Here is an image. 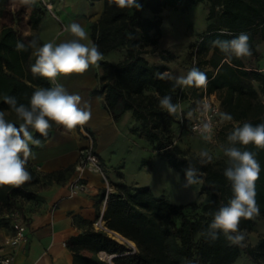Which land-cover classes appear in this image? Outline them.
I'll use <instances>...</instances> for the list:
<instances>
[{"label": "trees", "instance_id": "obj_1", "mask_svg": "<svg viewBox=\"0 0 264 264\" xmlns=\"http://www.w3.org/2000/svg\"><path fill=\"white\" fill-rule=\"evenodd\" d=\"M8 1L0 0V16ZM139 3L140 10L120 9L110 0H104L103 13L91 27L93 43L103 54L113 50L125 53L117 63L108 59L99 61L103 72L97 90L105 93L110 110L119 102L123 103L124 109L132 110L136 119L141 121L134 130L150 140L154 148L169 150L167 155L172 166L181 169L191 164L198 169L202 174V192L207 193V198L201 202L175 203L165 195L155 194L150 186L129 187L119 183L118 192L109 195L104 218L110 228L134 241L136 249L106 232L89 228L71 238L75 264H112L98 255L100 250L115 254V264H232L243 251L256 264H264V234L255 244L244 243L243 247L231 244L222 234L215 241L201 235L208 228L213 213L227 206L232 198L231 184L223 175L228 158L224 155L201 164L199 156L180 158L170 150L173 145L171 125L181 123V119L177 113L169 114L161 108L159 100L168 95L177 104L184 93L179 87H173V81L160 78L166 73V65L154 64L145 55L163 32L165 8L186 10L192 4L210 5L208 28L190 46L191 67L204 72L208 82L205 87H193L192 93L195 97L205 91L216 93L223 113L231 114L232 121L238 122L228 124L220 134L221 146H227V135L234 127L245 122L254 126L264 123V100L261 98L264 70L261 67L248 68L243 58L234 56L226 62L224 54L212 42L247 33L252 54L256 53L257 39L264 40V0H139ZM37 22L38 19L33 18V23ZM18 41L24 43L27 50L18 51ZM28 45L29 41L14 26L0 25V110L5 111L6 118L17 127L22 121L4 102V97L13 96L19 103L27 105L33 91L52 87L48 79L31 72L35 56L34 49ZM165 52L164 59L172 58ZM185 124L188 123L185 121L181 125ZM56 126L52 123L50 129ZM50 129L46 136L35 132L33 135L41 142L45 141ZM242 150L255 152L262 169L256 181L260 212L252 219L241 220L239 228L243 232L252 229L258 216L264 217V149L248 145ZM26 167L31 173V181L19 186L0 187V227L10 225L13 210H19L24 221L27 220L24 201L34 196V186L41 177L31 165ZM67 170L72 171L71 168Z\"/></svg>", "mask_w": 264, "mask_h": 264}, {"label": "crops", "instance_id": "obj_2", "mask_svg": "<svg viewBox=\"0 0 264 264\" xmlns=\"http://www.w3.org/2000/svg\"><path fill=\"white\" fill-rule=\"evenodd\" d=\"M48 4L51 5V9ZM25 10L29 18V29L26 30L28 36L25 38L29 42L35 38L39 46L47 42L59 43L70 38L65 27L72 22L82 25L93 42L91 27L103 13L104 0H34V3L26 4ZM55 11L63 13L68 21L65 22L60 15L57 16L58 19L52 17L51 12L55 14ZM33 18L38 19L36 24L33 23ZM209 22L207 19L206 28L199 32L196 39H199L200 34L207 30ZM61 23L65 26L62 29ZM51 27L55 29V33L45 39ZM196 39L191 40L189 44L194 43ZM84 42L87 43V41ZM256 46V53L243 58L248 68H256L252 65V61L258 58L264 59V40L257 39ZM121 58L120 50L103 54V59L114 63ZM148 59L154 64L166 65V73L186 75L188 72L183 57L164 59L160 53L152 60ZM102 72L103 68L98 62V66L90 65L84 73H73L57 78L69 92L80 94L90 105L91 119L85 125L77 126L72 130L57 125L50 129L49 137L41 142V146H31L34 149L32 151L35 158H29L27 165L37 170L41 180L34 186V196L24 201L28 239L16 247L5 245L4 240L9 229L0 227V253L14 251V264H75L74 253L70 246L71 238L86 229H95L93 221L105 212L107 206L103 202L105 187L99 172L91 169L83 171L82 176L88 182V190L71 193L69 189L70 181L78 175L75 168L81 149L89 141L86 133L93 137L103 167L117 192L119 183H125L129 187L144 185L145 182L139 179L138 174H143L148 167H153L151 162L155 153L157 155L160 151H169L154 148L150 140L140 136L139 132L134 130L141 125V121L136 119L132 110L124 109L122 102H119L113 110L108 108L105 93L97 90ZM255 85L257 86V82ZM179 88L181 91L185 89L184 100L177 103L178 116L183 109L192 105L194 99L198 98L193 96V87ZM231 123L238 122L224 121L220 134ZM185 128L179 122L171 125L173 145L170 150L176 148V134L181 133ZM145 140L153 149L148 151V159L145 155L149 147L146 146ZM205 140L206 148L200 150L187 147L182 151H223L220 139L214 148L207 137ZM68 168L72 169L71 173L67 170ZM129 241L135 245L134 241ZM249 258L243 251L232 264H244L246 260L249 261Z\"/></svg>", "mask_w": 264, "mask_h": 264}, {"label": "clouds", "instance_id": "obj_3", "mask_svg": "<svg viewBox=\"0 0 264 264\" xmlns=\"http://www.w3.org/2000/svg\"><path fill=\"white\" fill-rule=\"evenodd\" d=\"M22 2L31 4L34 0ZM110 3L120 9L140 10L142 7L139 0H110ZM65 31L70 34V38L59 43L47 42L38 46V40L34 38L27 46L35 50L31 72L48 79L53 86L33 91L27 105L19 103L13 96L4 97V102L22 122L17 127L6 118V112L0 110V187L19 186L31 181V173L26 167L29 158H35L31 146H41V141L34 137L33 132L46 136L52 123L72 130L91 119L90 105L80 94L69 92L57 78L84 73L90 65L98 66L103 53L79 23L72 22L65 27ZM212 44L224 54L226 62H230L233 56L244 58L252 55L250 36L247 33H241L232 39H216ZM16 49L27 50L26 45L19 41ZM160 78L173 81L174 88H202L208 82L206 74L196 67L191 68L186 75L165 73ZM159 104L169 114L176 113L179 107L168 95L160 98ZM220 117L222 121L233 120L229 113H221ZM201 127L203 131H208L211 125L203 123ZM227 141V146L223 147V153L228 158L223 175L230 182L233 195L227 206H222L213 213L208 228L201 235L215 241L222 234L231 244L243 247L245 234L239 225L242 219H252L259 215L256 181L260 178L262 169L256 153L242 150V147L253 145L257 149H264V123L254 126L245 122L242 126H236L228 133ZM199 156L201 164L212 160L207 151H201ZM201 177L199 170L189 164L185 169L184 187L202 184Z\"/></svg>", "mask_w": 264, "mask_h": 264}, {"label": "rangeland", "instance_id": "obj_4", "mask_svg": "<svg viewBox=\"0 0 264 264\" xmlns=\"http://www.w3.org/2000/svg\"><path fill=\"white\" fill-rule=\"evenodd\" d=\"M25 6L26 4L23 3L22 0H9L7 5L4 6L3 13L0 16V25H12L16 28L17 32L20 35H23V37H27L28 34L26 30L29 29V18L26 16ZM209 8L210 5L207 3L192 4L186 10L174 7L165 8L163 10L162 22L164 33L162 32L160 38L158 39V42L155 45H151L148 47V52L145 54L146 57L152 60L160 53L161 55H163V51H167L165 52V55L172 56L173 58L183 57L185 61L184 64L189 71L192 68V55L190 53V46L192 44H189V42L196 39L199 36V32L206 28ZM55 12V14L51 12L53 15L52 17L58 19L57 16L60 15L65 22L68 21L63 13H61L60 11ZM63 27L64 26L61 23L60 28L62 29ZM61 32L62 30L59 32V34ZM53 33H55V29L51 27V29H49V31L47 32L45 39L51 36ZM59 34L57 36H59ZM170 40H172L171 43ZM124 53L125 52L123 50H120V55L122 57L124 56ZM263 63L264 59L261 58L256 59V61H252V65H254L255 67H262ZM184 89L185 88L182 89V92L184 91ZM261 98L264 100L263 94L261 95ZM182 100H184V97ZM193 106L194 105L192 103V105L185 108V110L188 109V111L185 112V110L183 109L182 113H186L189 115ZM184 127L186 128L182 130L181 133L179 132L176 134V148L172 149L171 151L174 154L178 155L180 158L185 156L190 157L191 155L199 156V153L201 151L182 150L186 149L187 147H192L200 150L206 148V136L191 131L188 124H185ZM219 134L215 137H207L209 141H211L210 143L212 144L213 148L216 147V143L219 142ZM145 144H147L146 146L149 147L147 140H145ZM147 149V155L145 156L148 159V151H153V149H151L150 147ZM207 152L212 156V160H217L224 157L223 151ZM152 161L153 162H151V164L153 163V167H148V170H146V172L144 171L143 174L138 175L139 179L145 182L144 185H149L155 194L165 195L168 199L175 203H189L195 201L201 202L207 198V193L202 192L203 183L184 187L186 183L185 169L187 168V166H183L181 169L172 166L169 163L167 151H160V153L157 155L155 153V155H153ZM243 233L245 234V245L255 244L260 236L264 234V217L258 216L255 219V224L252 229L244 230ZM128 243L129 245H134L131 242ZM85 252L91 254L90 251ZM98 255L101 258L108 260L110 263L115 264L113 260L114 256H112V258L110 259L108 255L102 254L100 253V251L98 252ZM246 256L250 257L248 256V254H246ZM248 260L249 261L246 260L244 264H256V262L251 257Z\"/></svg>", "mask_w": 264, "mask_h": 264}, {"label": "built area", "instance_id": "obj_5", "mask_svg": "<svg viewBox=\"0 0 264 264\" xmlns=\"http://www.w3.org/2000/svg\"><path fill=\"white\" fill-rule=\"evenodd\" d=\"M48 7L50 9L52 8L50 4H48ZM193 64H195V61L193 62ZM261 69L264 70V63ZM193 105L194 106L189 115L186 113H182V110L180 114L181 122H188L191 131L197 134L204 135L206 137L217 136L223 128L224 121H222L220 117V114L223 113V110L220 99L218 98L216 93L205 91L200 97L193 100ZM203 123L210 124V130L203 131L201 127ZM86 135L89 138V141L88 144L81 149L80 156L75 168L78 172V175L70 181L69 189L71 193H81L88 190L89 185L82 176L83 171H85L86 169H91L95 172H99L102 175L105 187L103 202L107 204L110 193L114 192L116 188L103 167L101 157L96 150L93 137L89 133H86ZM104 213L105 212H102L99 217L95 221H93V227L97 230L106 232L108 235L112 236L120 242H130L122 234L108 226L107 221L104 218ZM10 216L12 221L9 226L5 227L9 229V232L8 234H6L4 244L16 247L22 242L27 241V225L25 224V221L22 218L19 210H13L10 213ZM133 247L135 250V245H133ZM14 261V251L0 253V264H14Z\"/></svg>", "mask_w": 264, "mask_h": 264}, {"label": "bare ground", "instance_id": "obj_6", "mask_svg": "<svg viewBox=\"0 0 264 264\" xmlns=\"http://www.w3.org/2000/svg\"><path fill=\"white\" fill-rule=\"evenodd\" d=\"M101 253H102V254H105V255H108V257H110V259L112 258V256H111L110 254H107V253L104 252V251H101ZM110 259H109V260H110Z\"/></svg>", "mask_w": 264, "mask_h": 264}, {"label": "water", "instance_id": "obj_7", "mask_svg": "<svg viewBox=\"0 0 264 264\" xmlns=\"http://www.w3.org/2000/svg\"><path fill=\"white\" fill-rule=\"evenodd\" d=\"M111 256H114V255H111Z\"/></svg>", "mask_w": 264, "mask_h": 264}]
</instances>
